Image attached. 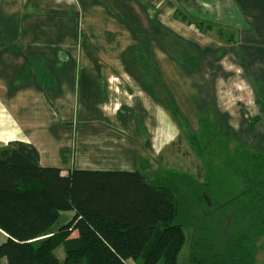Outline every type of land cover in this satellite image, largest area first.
<instances>
[{"label": "crops", "instance_id": "crops-1", "mask_svg": "<svg viewBox=\"0 0 264 264\" xmlns=\"http://www.w3.org/2000/svg\"><path fill=\"white\" fill-rule=\"evenodd\" d=\"M158 95L189 132L207 117L263 148L264 0H0V149L30 145L62 174L134 172L180 137Z\"/></svg>", "mask_w": 264, "mask_h": 264}, {"label": "trees", "instance_id": "trees-1", "mask_svg": "<svg viewBox=\"0 0 264 264\" xmlns=\"http://www.w3.org/2000/svg\"><path fill=\"white\" fill-rule=\"evenodd\" d=\"M138 60L152 69L146 56ZM169 113L203 162L201 179L164 166L148 179L144 159L131 173L62 174L40 167L30 145L1 148L0 264H177L189 241L187 264H255L264 239V151L235 143L205 118L201 141V131ZM62 212L70 219L54 229Z\"/></svg>", "mask_w": 264, "mask_h": 264}, {"label": "rangeland", "instance_id": "rangeland-1", "mask_svg": "<svg viewBox=\"0 0 264 264\" xmlns=\"http://www.w3.org/2000/svg\"><path fill=\"white\" fill-rule=\"evenodd\" d=\"M222 33H223L222 35L224 36L223 30H222ZM225 37H229V34L225 33ZM158 98H160V101H162L164 103V106L166 107V109H168L170 112L173 111L172 104H168L167 102H164V99H162L159 95H158ZM146 107L150 112L152 111L151 105H149L148 103H147ZM202 119H204V118L200 117V119H199V123H198L199 128L197 129L198 133L196 134L197 136L200 134V131H201L200 130V126H201L200 122ZM205 120H206V123H213L214 124V121L210 120L207 117L205 118ZM182 123H183V121H182ZM177 124H178V122H177ZM202 133H203V129H202L201 135H200L201 141L204 139L202 136ZM223 135H225V134H223ZM177 140H179V141L177 142ZM188 141H189L188 139L185 140L184 137L178 136V139L176 138L174 140V143H169L168 146H166L167 148L165 147L166 149H164V151L160 155L161 160H160V158L156 161L149 160V162H148L149 168L145 171L146 177L148 179H150L159 167L164 166L166 168L174 169V170L181 171V172H186V173H188L190 175H194V176L196 174H200L199 177L201 179V177L203 176V172H204L203 162L200 161V158H198L196 153L193 151L192 146H191L190 142H188ZM249 145L251 148H254V147H256V146H254V145H256V142L249 143ZM256 148H258L259 150L264 149V147L263 148L262 147H256ZM252 150H254V149H252ZM255 151H257V150H255ZM198 169L200 171H198ZM70 216H71L70 212L60 213V216H59L58 220L56 221V223L53 225V228L57 229L59 226L61 227L62 224H64L66 221H68V219H70ZM184 232L186 235L189 234V230H187V229H185ZM2 238H3V235H1V233H0V242L3 241ZM189 244H190V241L186 242L184 244V246L182 247V250L179 252L178 257L176 259L177 264H187L186 259L188 258ZM258 244H259L258 252L256 253V257H255L256 258V264H264V239ZM62 251H63L62 247H59L53 252L55 257L60 262L63 259Z\"/></svg>", "mask_w": 264, "mask_h": 264}, {"label": "bare ground", "instance_id": "bare-ground-1", "mask_svg": "<svg viewBox=\"0 0 264 264\" xmlns=\"http://www.w3.org/2000/svg\"><path fill=\"white\" fill-rule=\"evenodd\" d=\"M33 113H35V112H33ZM36 114V113H35ZM29 116V115H28ZM19 120V119H18ZM36 120H37V118H36ZM19 123H20V121H19ZM24 123H26V122H24ZM27 123H28V120H27ZM30 123V122H29ZM32 125V124H31ZM17 126V125H16ZM28 126H29V124H28ZM14 127V126H13ZM25 128V127H24ZM32 128V127H31ZM13 129V128H12ZM18 129V128H17ZM27 129V128H26ZM23 131V130H22ZM32 131V130H31Z\"/></svg>", "mask_w": 264, "mask_h": 264}]
</instances>
